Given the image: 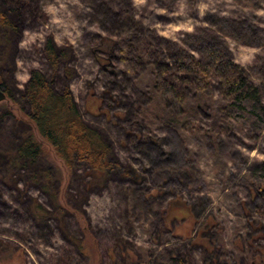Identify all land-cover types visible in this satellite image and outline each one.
Returning <instances> with one entry per match:
<instances>
[{"label":"rangeland","instance_id":"1","mask_svg":"<svg viewBox=\"0 0 264 264\" xmlns=\"http://www.w3.org/2000/svg\"><path fill=\"white\" fill-rule=\"evenodd\" d=\"M2 14L15 30L0 35V264H264V203L249 177L264 160V130L223 115L216 82L204 94L180 86L176 112L153 78L172 45L203 61L210 44L264 109V0H0ZM47 39L69 54L54 69ZM31 70L68 88L128 178L67 171L34 132L35 171L12 163Z\"/></svg>","mask_w":264,"mask_h":264},{"label":"trees","instance_id":"2","mask_svg":"<svg viewBox=\"0 0 264 264\" xmlns=\"http://www.w3.org/2000/svg\"><path fill=\"white\" fill-rule=\"evenodd\" d=\"M14 30L12 23L3 14L0 15V35ZM169 50L170 64L153 60V78L160 96L168 101L171 108L176 112L181 110L183 94L180 86L204 94L210 83L216 82L225 103L221 109L223 115L239 125L264 130V109L257 90L244 77L239 66L210 44H204L201 48L203 61L173 45ZM42 54L52 69L69 55L64 48H57L50 39L44 42ZM125 63V72L134 73L136 63L131 60H125ZM0 90L7 96L8 91L1 81ZM20 98L28 106L29 112L26 123L28 129L22 132L17 141H10L12 163L16 167L35 171L41 155L40 143L35 141V135L51 147L54 157L67 171L82 167L92 181L103 180L110 173L124 178L130 176L131 171L127 167H121L112 159L109 147L99 134L82 121L67 87L56 92L51 80L39 71L31 70ZM178 122L190 130L189 123L182 119ZM33 173L29 177L35 181ZM249 177L255 185V193L264 203V160L250 170ZM39 210L35 213V219L46 215L41 208ZM203 227L199 224V234ZM168 239L173 240L170 236ZM177 264L182 263L178 260Z\"/></svg>","mask_w":264,"mask_h":264},{"label":"water","instance_id":"3","mask_svg":"<svg viewBox=\"0 0 264 264\" xmlns=\"http://www.w3.org/2000/svg\"><path fill=\"white\" fill-rule=\"evenodd\" d=\"M5 95L4 93L0 90V102L4 101Z\"/></svg>","mask_w":264,"mask_h":264}]
</instances>
